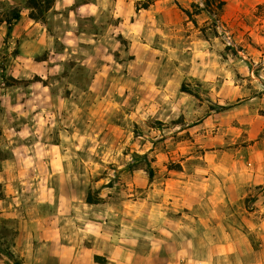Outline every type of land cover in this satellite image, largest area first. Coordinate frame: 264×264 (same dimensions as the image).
I'll return each instance as SVG.
<instances>
[{
    "label": "rangeland",
    "instance_id": "obj_1",
    "mask_svg": "<svg viewBox=\"0 0 264 264\" xmlns=\"http://www.w3.org/2000/svg\"><path fill=\"white\" fill-rule=\"evenodd\" d=\"M221 1L52 0L32 18L28 0H0V264L89 243L109 218L84 204L112 208L141 257L142 200L171 177L225 196L197 207L225 217L208 251L222 259L170 260L161 244L157 260L83 264H264V0Z\"/></svg>",
    "mask_w": 264,
    "mask_h": 264
},
{
    "label": "crops",
    "instance_id": "obj_2",
    "mask_svg": "<svg viewBox=\"0 0 264 264\" xmlns=\"http://www.w3.org/2000/svg\"><path fill=\"white\" fill-rule=\"evenodd\" d=\"M209 179H204L207 183H197L192 178L175 179L174 177L167 178L162 184L155 186L152 189L150 185V191L148 197H145L142 201V205H148V210H144L142 216L146 220V227L144 234L148 248L141 255L143 260H157V251L160 249L161 244H166L172 249L170 254V260H218L222 259V256L215 258L214 254L208 253L212 249V246L216 242L221 240L226 233L225 217L220 218V222L217 226L210 222L203 221V218L198 217V204L201 200L208 199L212 205V208L216 206L224 207L226 198L224 196V188L226 182L224 179L218 180L219 191L218 194H222L216 201L215 190L216 184L208 182ZM156 190L158 194H156ZM126 203L132 204L129 200ZM227 204V203H226ZM207 205H209L207 203ZM84 207H88L93 213V217H107L108 221H104V231H100L98 234L95 231V226H87L88 233H90L91 240L85 244L83 242L78 243H64L62 247L57 248L52 246L50 248V255L53 260H56L58 264H83V260H140L136 249L133 247L129 240H125L124 243L122 228L114 226L113 217L116 212L112 209L97 208L96 205L84 204ZM209 207H211L209 205ZM133 209V208H132ZM63 212V211H62ZM126 222L125 227L135 225V219L138 214L134 210L125 211ZM62 216L54 217L50 216V230L54 231L56 219ZM117 217V216H116ZM213 217V215H212ZM199 222L203 223V227L199 226ZM134 227V226H133ZM134 229V228H133ZM158 232V238L155 236ZM51 234V233H50ZM203 234L202 239L205 242V249L200 250L199 237ZM50 239L55 240L53 235ZM158 241V242H156ZM221 245V243H220ZM218 245V246H220ZM224 244H222V247ZM44 260H35L34 264H43ZM31 264L32 262H27Z\"/></svg>",
    "mask_w": 264,
    "mask_h": 264
},
{
    "label": "trees",
    "instance_id": "obj_3",
    "mask_svg": "<svg viewBox=\"0 0 264 264\" xmlns=\"http://www.w3.org/2000/svg\"><path fill=\"white\" fill-rule=\"evenodd\" d=\"M51 3L52 0H28V8L31 9L32 13H31V17L32 18H36V13L35 11H38L39 13H43L46 10H48L51 7ZM204 4L205 6H210V5H217V9L221 10L223 8V6L225 5L224 1L221 0H204ZM149 6V4H145L143 6V8H147ZM200 10H203V8H200ZM20 12H21V8H16L13 11V19L17 20L20 18ZM10 23V20H9ZM150 177H153V172L150 171ZM89 203H93L91 200H88ZM14 264H22L19 261H15Z\"/></svg>",
    "mask_w": 264,
    "mask_h": 264
}]
</instances>
